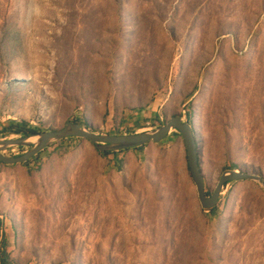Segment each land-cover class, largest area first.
I'll return each mask as SVG.
<instances>
[{"label":"rangeland","instance_id":"rangeland-1","mask_svg":"<svg viewBox=\"0 0 264 264\" xmlns=\"http://www.w3.org/2000/svg\"><path fill=\"white\" fill-rule=\"evenodd\" d=\"M176 115L208 193L230 167L264 175V0H0V129L132 134ZM125 155L68 139L1 171L0 264L3 241L16 264H264L257 183L203 211L177 132Z\"/></svg>","mask_w":264,"mask_h":264},{"label":"water","instance_id":"water-1","mask_svg":"<svg viewBox=\"0 0 264 264\" xmlns=\"http://www.w3.org/2000/svg\"><path fill=\"white\" fill-rule=\"evenodd\" d=\"M173 131L177 132L184 144L186 163L190 178L195 186L196 197L203 211L216 207L223 189L232 183L250 181L264 189V175L255 171L224 170L211 193L206 191V183L193 127L180 115L172 116L157 127L132 134H100L91 127L76 122H68L62 128L38 132L30 135H17L0 139V163L6 166L26 164L44 150L68 139H80L92 145L99 153H114L134 150L149 144H159ZM22 148L20 154L8 151Z\"/></svg>","mask_w":264,"mask_h":264},{"label":"trees","instance_id":"trees-1","mask_svg":"<svg viewBox=\"0 0 264 264\" xmlns=\"http://www.w3.org/2000/svg\"><path fill=\"white\" fill-rule=\"evenodd\" d=\"M156 120H158L157 122L160 124H163L162 122L159 121V119L157 118ZM70 122H76V123H81L77 120L72 119ZM86 127H89L87 124H83ZM191 125V124H190ZM194 130V129H193ZM41 132L37 129H34L32 127H30V125L24 121V120H12V121H8V123L4 126L1 127L0 129V133H2L3 135H11V134H17V135H30V134H34V133H38ZM195 132V131H194ZM115 134H120V133H115ZM196 136V135H195ZM53 147V146H52ZM146 146H143L141 148H137L135 149L136 151H142L144 150ZM45 151V150H44ZM43 151V152H44ZM42 153V152H41ZM122 152H114V153H101V154H105V155H113V154H120ZM39 155V154H38ZM37 155V156H38ZM36 158V157H35ZM34 159V158H33ZM32 160H30L29 162H27L26 164L31 163ZM2 165V163H0ZM231 169L235 168L234 167H230ZM217 208H213L212 210H210L209 212H214ZM5 241L2 242V249H3V253H4V257L2 258V263L3 264H16V262L14 260H12L10 258V256L6 253L5 251Z\"/></svg>","mask_w":264,"mask_h":264},{"label":"crops","instance_id":"crops-1","mask_svg":"<svg viewBox=\"0 0 264 264\" xmlns=\"http://www.w3.org/2000/svg\"><path fill=\"white\" fill-rule=\"evenodd\" d=\"M50 148H52V147H50ZM47 150L48 149H46L44 152H46ZM133 151H135V149L134 150L123 151L120 154H113L112 157L113 158H118V157H122L123 155L126 156L125 154L130 153V152H133ZM40 154H43V152L40 153ZM24 166H30V164H21V165H13V166H6V165H3V164L2 165L0 164V173H1V171L8 172L9 171V169H8L9 167L17 168L20 171L25 170V172H27L29 169H26V167H24ZM3 198H4V196H3V190L0 187V200L3 199Z\"/></svg>","mask_w":264,"mask_h":264},{"label":"built area","instance_id":"built-area-1","mask_svg":"<svg viewBox=\"0 0 264 264\" xmlns=\"http://www.w3.org/2000/svg\"><path fill=\"white\" fill-rule=\"evenodd\" d=\"M79 110H81V109H79ZM79 110H78V111H79ZM75 117H76V118H78V116H77V115H76Z\"/></svg>","mask_w":264,"mask_h":264},{"label":"bare ground","instance_id":"bare-ground-1","mask_svg":"<svg viewBox=\"0 0 264 264\" xmlns=\"http://www.w3.org/2000/svg\"><path fill=\"white\" fill-rule=\"evenodd\" d=\"M29 77V76H28Z\"/></svg>","mask_w":264,"mask_h":264}]
</instances>
